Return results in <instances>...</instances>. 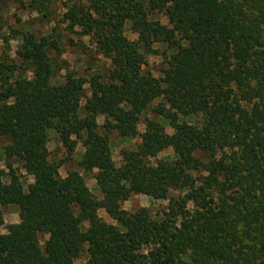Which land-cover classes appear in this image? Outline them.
Here are the masks:
<instances>
[{"label":"trees","instance_id":"obj_1","mask_svg":"<svg viewBox=\"0 0 264 264\" xmlns=\"http://www.w3.org/2000/svg\"><path fill=\"white\" fill-rule=\"evenodd\" d=\"M7 2L45 13L62 2L66 30L108 70L85 82L86 97L60 59L57 27L16 33L18 63L0 60V225L3 207L18 211L0 235V264H74L82 252V264H264V0H0V10ZM161 12L166 25L153 18ZM153 45L173 52L158 78L137 49ZM147 111L173 134L144 119L140 143L116 167L108 135L136 137ZM193 116L198 126L182 121ZM49 131L69 155L81 146L78 166L94 171L99 200L77 172L59 177L44 146ZM165 149L174 160L150 164ZM19 169L33 180L26 191ZM124 184L165 199V211H123ZM98 210L117 231L95 219Z\"/></svg>","mask_w":264,"mask_h":264},{"label":"rangeland","instance_id":"obj_2","mask_svg":"<svg viewBox=\"0 0 264 264\" xmlns=\"http://www.w3.org/2000/svg\"><path fill=\"white\" fill-rule=\"evenodd\" d=\"M61 3L62 2H57L56 4H53L49 8L50 10H48V13H45L42 9L35 10L34 8L28 7L26 3L20 5L7 2L0 10V60L4 57H8L10 60H14L18 63L14 54L15 47L17 43H19V40L15 38L16 33L28 32L34 33L37 36H44L49 34L53 27H57V31L61 36L60 43L63 45L60 59L65 61L68 70L75 74V79L83 82L82 88L84 95L87 97L89 95L88 85L85 84V82L96 75L105 77L107 75L108 62L98 56L92 46L89 45L85 39H80L78 35L69 33L68 30H66L67 22L62 21L66 10ZM153 18L162 25L167 24L166 18L162 12L155 14ZM123 35L128 41L136 43V33L131 30L130 25L126 24L123 27ZM174 38L177 40L179 39L178 36H175ZM2 39L8 40L7 46H5ZM137 49L142 56L143 71L150 73L154 78L159 77L158 70L165 66L166 59L173 53L170 50H166L165 47L161 45H153L148 50L141 49L137 46ZM26 77L29 78V74H26ZM83 102L84 101H82L81 105ZM144 119L155 120L163 128L165 134H173L167 121L153 117L148 111L145 112L139 118L136 137L124 139L120 138L115 132H111L108 135L110 159L116 167L121 164V151L135 150L136 146L140 143L139 135L143 132ZM182 121L188 125L198 126L201 122V118L199 116L185 117L182 118ZM92 123L93 125L98 126L100 131V126L104 123V119L101 116H97ZM44 146L48 153V161L59 165V177L63 178L66 172L75 171L83 179L84 184L92 197L97 200L101 198V194L93 179L94 171L84 172L78 166L82 154V148L79 144L76 145L74 151L69 155L59 142L57 135L53 131H49L44 141ZM174 158L171 149H165L155 153L150 159V164H154L158 160L173 161ZM2 165L3 160L0 156L1 168L3 167ZM18 174L23 189L26 191L33 184V180L20 169ZM123 188L124 190L120 202V209L123 211L132 213L143 208L146 209L153 218H159L161 213L165 211L167 205L165 199L155 201L146 196L129 193L125 184L123 185ZM176 196H178V192L169 191L167 194V197L169 198H175ZM1 212L2 225H0V235L5 234L8 225L18 223V211L15 206L3 207ZM95 219L103 221L115 231L118 230L115 222L112 221L102 210L96 212ZM46 239V235H39L38 242L41 247ZM86 257V254L82 252L74 264H82L86 260Z\"/></svg>","mask_w":264,"mask_h":264}]
</instances>
